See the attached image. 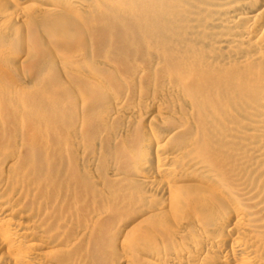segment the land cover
<instances>
[{
    "label": "bare ground",
    "instance_id": "bare-ground-1",
    "mask_svg": "<svg viewBox=\"0 0 264 264\" xmlns=\"http://www.w3.org/2000/svg\"><path fill=\"white\" fill-rule=\"evenodd\" d=\"M0 264H264V0H0Z\"/></svg>",
    "mask_w": 264,
    "mask_h": 264
},
{
    "label": "rangeland",
    "instance_id": "rangeland-1",
    "mask_svg": "<svg viewBox=\"0 0 264 264\" xmlns=\"http://www.w3.org/2000/svg\"><path fill=\"white\" fill-rule=\"evenodd\" d=\"M17 38L19 39L20 38V35L17 34ZM129 227V226H128ZM128 227L126 226L125 228H122L120 230H122L121 232L125 231L126 229H128Z\"/></svg>",
    "mask_w": 264,
    "mask_h": 264
}]
</instances>
